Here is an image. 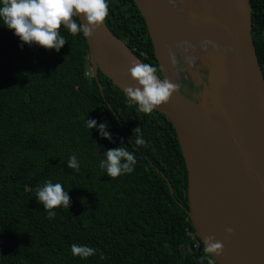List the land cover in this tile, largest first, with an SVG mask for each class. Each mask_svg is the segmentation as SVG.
<instances>
[{"label": "trees", "instance_id": "1", "mask_svg": "<svg viewBox=\"0 0 264 264\" xmlns=\"http://www.w3.org/2000/svg\"><path fill=\"white\" fill-rule=\"evenodd\" d=\"M249 2L264 76V0ZM107 3V27L161 76L135 0ZM60 34L67 41L59 51L30 46L0 19V264H217L186 212L188 172L170 120L139 111L98 70L100 91L83 34L63 26ZM90 119L105 123L111 140L89 129ZM138 136L144 146L135 144ZM119 146L137 163L113 179L100 161ZM72 155L79 172L68 167ZM45 181L62 184L70 197L69 208L55 209L52 219L36 199ZM73 244L96 253L73 256Z\"/></svg>", "mask_w": 264, "mask_h": 264}, {"label": "water", "instance_id": "2", "mask_svg": "<svg viewBox=\"0 0 264 264\" xmlns=\"http://www.w3.org/2000/svg\"><path fill=\"white\" fill-rule=\"evenodd\" d=\"M151 1L135 0V3L153 43L161 76L156 74L158 78L179 83L176 61L173 65L167 63L166 69L162 63L172 35L164 20L167 23L175 14L165 3L154 5ZM215 11L221 15L225 48L219 49L215 63L208 62L202 84L203 99L187 96L180 86L154 112L168 118L176 130L188 172L186 212L196 235L203 246L209 236L224 245L222 254L210 255L211 258L217 264H264V76L252 39L251 5L249 0H220L216 10L209 9L202 14L210 16ZM189 20L199 22L198 17ZM79 22L86 23L82 16ZM220 27L210 22L190 35L205 38L219 32ZM165 37L169 38L167 43ZM84 38L100 91L98 70L127 95L124 89L134 83L127 70L133 60L143 63L142 60L105 22L90 37ZM208 90L212 93L210 102L206 99ZM193 170L230 206L216 225V229L222 226L218 231L225 243L213 235L194 206ZM167 183L173 194L171 184ZM228 228L233 231L229 233Z\"/></svg>", "mask_w": 264, "mask_h": 264}, {"label": "clouds", "instance_id": "3", "mask_svg": "<svg viewBox=\"0 0 264 264\" xmlns=\"http://www.w3.org/2000/svg\"><path fill=\"white\" fill-rule=\"evenodd\" d=\"M0 5V19L23 43L56 51L67 41L60 34L62 26L73 36L82 33L84 37H90L109 15L107 0H0ZM81 16L86 23L76 22V18L81 20ZM127 71L134 82L132 86L124 89L129 98L128 102L138 105L139 111L145 114H151L157 106L168 102L172 94L180 89L179 83L158 78L157 69L149 64L133 60ZM87 127H98L100 135L111 140L105 123L97 125L95 119H90L87 121ZM133 132L140 133V127H136ZM135 144L144 146L146 140L138 136ZM105 155L106 159L100 161V167L106 170L110 178L115 179L134 171L136 157L126 148L119 146L109 149ZM67 164L69 168L79 172L80 164L75 155L68 159ZM35 192L38 203L48 212L49 219L56 216L55 209L61 206L69 208L68 191H65L60 183L45 181L42 186H37ZM227 231L231 233L233 229L228 228ZM203 243L205 254H222L224 245L219 241L214 242V237L205 238ZM71 252L73 256L86 259L95 255L96 249L73 244ZM203 259L201 257V260Z\"/></svg>", "mask_w": 264, "mask_h": 264}, {"label": "bare ground", "instance_id": "4", "mask_svg": "<svg viewBox=\"0 0 264 264\" xmlns=\"http://www.w3.org/2000/svg\"><path fill=\"white\" fill-rule=\"evenodd\" d=\"M204 1V2H203ZM152 0L151 2L155 5L165 3L169 10H172L175 14L172 19H167V23L164 20L168 30L172 35L171 39L167 46L165 47V51L163 53V67L166 69V64L169 63L173 65L175 61V53H179L184 60L193 58L194 53L190 49L186 48L187 41H191L196 44L197 53L200 58H205L209 60L211 63H215L219 55V51L225 48V39L222 28V19L219 11H215L213 15L207 16L202 14L204 11H201L204 8L205 4H210V9L213 8L214 5L219 6L220 0ZM212 13V11H211ZM199 19L198 23L189 22L190 18ZM200 18L202 20H200ZM205 20V21H203ZM213 23L215 25H221L219 32H215L211 36L205 38H197L196 36H192L198 30H202L209 23ZM177 27L181 28L178 29ZM180 31V32H176ZM194 31V32H193ZM193 45V44H192ZM212 48L215 55H211L207 50L208 47ZM220 49V50H219ZM198 58V57H197ZM201 58V59H202ZM188 61V60H187ZM193 61V60H192ZM195 61V60H194ZM193 61V62H194ZM204 62V61H203ZM166 75L167 72L165 71ZM192 192H193V200L194 206L199 212V214L205 220V223L208 229L213 233V235L219 239H221L224 243V238L221 235L220 231L222 226H219L216 229V225H219V217L223 219L230 209L229 204L223 198V196L203 177L198 174L197 170L192 171ZM199 186V188H198ZM206 187L207 190L204 188ZM227 209V210H226ZM224 212V216H223ZM205 218V219H204ZM228 220V219H227ZM232 219L229 220V222Z\"/></svg>", "mask_w": 264, "mask_h": 264}, {"label": "rangeland", "instance_id": "5", "mask_svg": "<svg viewBox=\"0 0 264 264\" xmlns=\"http://www.w3.org/2000/svg\"><path fill=\"white\" fill-rule=\"evenodd\" d=\"M203 1V0H202ZM204 2V1H203ZM216 5L213 6V10H216ZM210 9V4H205L204 8L201 9V11H208ZM169 41L168 37H165V43ZM193 44V45H192ZM197 46L194 42H187L186 48L193 51L194 55L193 58L184 60L182 56L179 53H175V61H176V70L179 79L183 77V79L187 80L186 84L182 85V89L184 93L187 94V96H190L191 98L195 99H203V87L202 84L205 82V75H206V69L208 67L209 60L205 58H200L197 53V49H195ZM209 53L211 55H215L214 51H212V48L209 46L207 48ZM87 59L89 58V53L86 52ZM198 57V58H197ZM194 62H193V61ZM185 61V62H184ZM204 61V62H203ZM88 70H92L91 60L90 63L87 65ZM208 96H206V99L210 102L212 99V93L211 91H207L206 93ZM189 236V237H188ZM187 239L193 237L191 234H188Z\"/></svg>", "mask_w": 264, "mask_h": 264}, {"label": "flooded vegetation", "instance_id": "6", "mask_svg": "<svg viewBox=\"0 0 264 264\" xmlns=\"http://www.w3.org/2000/svg\"><path fill=\"white\" fill-rule=\"evenodd\" d=\"M181 89H182V86H181ZM182 92H183V90H182ZM186 94V93H185ZM187 95V94H186Z\"/></svg>", "mask_w": 264, "mask_h": 264}]
</instances>
